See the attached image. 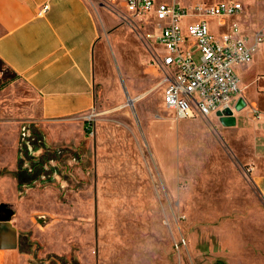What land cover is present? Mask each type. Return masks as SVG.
<instances>
[{
  "label": "rangeland",
  "instance_id": "1",
  "mask_svg": "<svg viewBox=\"0 0 264 264\" xmlns=\"http://www.w3.org/2000/svg\"><path fill=\"white\" fill-rule=\"evenodd\" d=\"M174 1L184 7L233 1L241 4L242 12L230 18L227 27L236 24L240 30L243 25L254 30L264 24V0ZM93 5L111 18V24L103 28L104 36L111 29V51L107 49V64L100 75L107 83L111 77L118 89L121 77L126 88V82L136 80L137 56L148 59L141 38L150 28L126 13L122 0H93ZM196 19L189 15L182 23ZM205 21L216 39L225 31L218 27L217 18ZM253 38L249 37V46ZM252 54L251 67L246 64L235 73L244 96L257 95L256 113L247 110L248 120L239 126L236 118L233 125L213 116L177 119L162 106L155 73H147L146 86L138 90L146 94L132 108L110 111L101 106L92 111L83 139L69 145L49 143L43 128L28 123L32 112L26 113L25 103L32 100L31 95L0 62V104L5 105V118L19 120L22 169L16 178V172L4 177L26 178L17 200L29 198L35 205L37 228L43 221L39 224L43 231L30 228L24 234L29 241L25 246L29 264H264V208L251 181L255 151L260 149L255 144L260 142L255 127L264 128L259 123L264 115V89L250 81L264 71V42ZM199 58L196 54L194 61ZM119 59L126 69H121ZM111 127L116 129L113 144ZM108 199H127L131 205L100 206L96 214L111 210L135 216V222L126 225L138 233L126 242L146 250H79L95 245L85 231L80 233L83 243L76 239L82 215L94 211L85 202ZM59 234L68 235L66 254L41 256V250L61 247Z\"/></svg>",
  "mask_w": 264,
  "mask_h": 264
},
{
  "label": "crops",
  "instance_id": "2",
  "mask_svg": "<svg viewBox=\"0 0 264 264\" xmlns=\"http://www.w3.org/2000/svg\"><path fill=\"white\" fill-rule=\"evenodd\" d=\"M213 3H192L190 6ZM44 5H47L48 9L44 14L38 15ZM217 19L218 27L225 29L219 34L221 36L229 31L227 21L230 18ZM106 24H111V18L104 9L96 10L93 0H0V62L18 78V83L29 91L32 100L29 99L25 103V111H31L32 117L28 123L43 128L51 144L69 145L83 139L88 115L92 111L100 110L101 106L110 111H122L129 106L121 86V77L118 89L112 86L111 77H107V83L100 75V69L105 68L107 64V49L111 51V29L105 36L103 33ZM263 26L264 24L253 30L243 25L240 33L248 41L249 37H254ZM134 62L137 64L136 80L133 84L126 82L125 88L132 103L146 94H141L138 90L140 86H146L144 75L147 73H155L154 86L159 88L162 96V88L158 85L160 77L150 66L149 58L138 55ZM118 63L120 67L123 66L121 69H126L121 59ZM252 64L253 60L247 68ZM242 67L244 65L235 66V72L237 68ZM263 73L264 71L256 73L250 81L252 84L258 83L264 89ZM251 89L252 86H249V90ZM246 96L242 90L241 99L245 107L233 114L238 126L248 120L247 110L251 113L256 111L253 102H256L257 95ZM4 107L5 105L0 104V264H29L25 251L29 241H26L24 234L30 228L43 231V221L37 228L34 223V217L38 218L33 208L35 205L29 202V198L17 200V191L26 180L23 176L20 181L15 179L17 173H21L18 160L20 126L18 119L4 117ZM238 117H243V120ZM259 123L264 124V115L260 117ZM255 129V133L260 135L259 144H255L260 149L255 151L257 159L253 163L251 181L264 208V128ZM115 130L111 127V144L114 143L112 134H115ZM4 168L10 172L6 170L4 173ZM14 172L15 178L4 177ZM84 205L92 206L94 211L91 215H82L81 219L84 221L79 222L76 227V239L77 242L83 243L84 238L80 233L85 231L90 234L95 245L80 247L79 250H146L134 248L126 242V239H132L133 235L138 233L126 225L134 223L135 216L127 214L128 211L116 215L115 211L111 210L107 214H96L100 212L96 211L97 207H124L131 205L129 200H88ZM67 236L59 234L58 244H61V247L41 250L40 255H65ZM45 237L48 238L47 235ZM34 238L36 237L31 236L30 239ZM57 239L58 237H55L53 240ZM111 241L115 244H111Z\"/></svg>",
  "mask_w": 264,
  "mask_h": 264
},
{
  "label": "built area",
  "instance_id": "3",
  "mask_svg": "<svg viewBox=\"0 0 264 264\" xmlns=\"http://www.w3.org/2000/svg\"><path fill=\"white\" fill-rule=\"evenodd\" d=\"M122 2L126 13L150 28L141 43L149 64L160 77L158 85L166 109L174 112L177 119L208 118L226 109L235 113L242 90L234 68L252 61L254 47L264 42V26L249 46L236 24L216 39L205 21L239 15L240 3L219 1L184 7L174 0ZM47 9L44 5L38 15ZM189 15L197 19L183 24ZM196 54L200 56L198 62L194 61Z\"/></svg>",
  "mask_w": 264,
  "mask_h": 264
},
{
  "label": "water",
  "instance_id": "4",
  "mask_svg": "<svg viewBox=\"0 0 264 264\" xmlns=\"http://www.w3.org/2000/svg\"><path fill=\"white\" fill-rule=\"evenodd\" d=\"M122 88H123V91L125 93V96H126V99H127V102H128V105L130 107H133V103L132 101L129 99V96L125 90V87L124 85L122 84L121 85ZM245 107V103L244 101L240 98L237 103L235 104V107H234V111L235 112H239L241 111L243 108ZM216 117L219 118L223 124L225 125H233L234 124V115H233V112L230 111L229 109H226V110H223L221 112H217L216 113ZM40 220V219H39ZM41 221V220H40Z\"/></svg>",
  "mask_w": 264,
  "mask_h": 264
},
{
  "label": "trees",
  "instance_id": "5",
  "mask_svg": "<svg viewBox=\"0 0 264 264\" xmlns=\"http://www.w3.org/2000/svg\"><path fill=\"white\" fill-rule=\"evenodd\" d=\"M80 161H82V159H80ZM78 162V161H77ZM22 170V169H21ZM21 184H19V186H20ZM31 186H29V188H30Z\"/></svg>",
  "mask_w": 264,
  "mask_h": 264
},
{
  "label": "flooded vegetation",
  "instance_id": "6",
  "mask_svg": "<svg viewBox=\"0 0 264 264\" xmlns=\"http://www.w3.org/2000/svg\"><path fill=\"white\" fill-rule=\"evenodd\" d=\"M53 167V166H52Z\"/></svg>",
  "mask_w": 264,
  "mask_h": 264
}]
</instances>
